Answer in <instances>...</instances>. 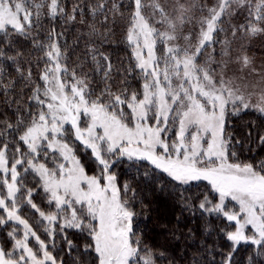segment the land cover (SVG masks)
I'll return each instance as SVG.
<instances>
[{
	"label": "snow or ice",
	"instance_id": "obj_1",
	"mask_svg": "<svg viewBox=\"0 0 264 264\" xmlns=\"http://www.w3.org/2000/svg\"><path fill=\"white\" fill-rule=\"evenodd\" d=\"M241 15L245 22L233 24ZM122 23L127 65L102 50ZM56 24L87 29L75 61ZM260 37L264 0H74L70 10L65 0H0V228L11 241L0 246V264H65L54 249L57 231L76 247L67 229L84 236L91 264H177L138 231L137 191L114 171L122 160L141 162L132 179L160 191L207 182L214 196L179 202L225 221L219 264H234L242 243L259 250L249 264H264V160L241 161L230 129L241 113L264 117V61L248 54ZM80 150L93 159L92 174ZM33 174L47 211L25 183ZM25 204L47 222L52 248ZM216 256L203 245L182 260L217 264Z\"/></svg>",
	"mask_w": 264,
	"mask_h": 264
},
{
	"label": "trees",
	"instance_id": "obj_2",
	"mask_svg": "<svg viewBox=\"0 0 264 264\" xmlns=\"http://www.w3.org/2000/svg\"><path fill=\"white\" fill-rule=\"evenodd\" d=\"M65 2L70 10L74 0H65ZM210 2H214V0H210ZM244 22L243 15L232 21L236 25ZM55 26L58 31L63 32L61 43L67 42L69 52L72 54V60L75 61L85 51V45L88 41L87 29L82 24L64 26L56 24ZM48 27H51V24L45 21V28ZM123 28L124 24L122 23L116 28L114 40L104 45L102 50L107 51L117 63L123 61L127 65L130 49L121 42L123 40ZM220 39H223L222 35ZM244 39L241 37V40ZM239 42L240 40L237 43ZM216 47L218 51L220 46L216 45ZM73 49L75 50L74 52ZM248 54L250 56L255 55L256 60L264 61V37L251 40ZM133 83L136 87L140 85L139 80L133 81ZM3 111L4 109L0 107V114ZM8 111L11 114L14 109H9ZM230 129L242 141L241 144L236 145L241 161L258 163L264 160V145L259 143V137L264 135V117L254 111L241 113L239 117H232ZM249 131L252 133L250 137L247 135ZM78 155L86 170L89 174H92L96 169V165L93 163L90 154L80 150ZM134 164L139 165L141 162L133 163L122 160L116 165L114 171L121 184L130 182L137 191L135 208L138 216L136 218V227L142 233L145 243L154 249L157 255L159 251L167 250L168 258L174 256L177 264H187L186 260H182L185 252L191 257L197 248L202 250V246L207 245L209 253L213 249L217 250L216 261L219 264L220 256L218 250H228V242L223 239V233L221 232V229L225 227V221L223 218H218L215 214L201 213L198 208L194 209V214L192 211H183L179 202L181 198L184 200L190 199L193 204L198 205V202L205 194H209L210 197L215 195L210 192V185L207 182H193L188 186L177 185L176 189L178 190L169 188L166 191H160L159 185H148L141 179H132L133 176L139 177L144 172V167L137 168ZM159 175L161 174L157 172V176ZM37 179L38 177H34V174L29 175L25 183L27 187L35 189L34 202L41 209L47 211L49 210V205L44 199L43 192L35 183ZM185 188L187 190H184ZM181 192L183 193L182 197ZM129 195L131 196L132 194L129 193ZM141 200L143 201L142 205L140 203ZM21 211L30 224L33 225L34 230L37 231L41 239L48 241L49 247L52 248V241L48 238L44 227L41 226H46L47 222L41 221L39 214L26 204ZM0 214H3L2 209H0ZM177 217H179V220H177ZM189 229L192 230L194 235L192 239L186 240L184 237L189 235ZM8 230L10 231L11 229L8 228ZM65 232L67 239L71 240L76 247L69 250L64 239L65 233L57 231L54 254H58L63 258L65 264H91V257L84 253V236L75 229H67ZM172 232H176L181 239H174ZM31 243L34 244V241L32 240ZM0 246L11 247V241L3 228H0ZM205 255L208 256V260L212 259L210 254L205 253ZM254 256L260 258L259 250L255 246L242 243L234 254V264H249L248 258ZM164 264H166V261Z\"/></svg>",
	"mask_w": 264,
	"mask_h": 264
},
{
	"label": "rangeland",
	"instance_id": "obj_3",
	"mask_svg": "<svg viewBox=\"0 0 264 264\" xmlns=\"http://www.w3.org/2000/svg\"><path fill=\"white\" fill-rule=\"evenodd\" d=\"M256 60V59H255ZM262 62V60H256V63L257 64H259V63H261ZM34 241V240H33ZM34 244H35V241H34Z\"/></svg>",
	"mask_w": 264,
	"mask_h": 264
}]
</instances>
